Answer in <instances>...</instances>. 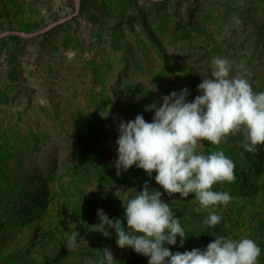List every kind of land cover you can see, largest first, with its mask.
<instances>
[{
    "label": "rangeland",
    "instance_id": "rangeland-1",
    "mask_svg": "<svg viewBox=\"0 0 264 264\" xmlns=\"http://www.w3.org/2000/svg\"><path fill=\"white\" fill-rule=\"evenodd\" d=\"M0 0V264H148L91 226L97 210L124 220L117 189H160L133 166L117 175L120 119L132 120L161 97L187 87L192 95L210 61L231 62L264 91V0ZM234 18H238L239 25ZM55 25L46 29L51 24ZM32 34L17 35L7 32ZM235 163V180L214 186L232 200L207 227L192 194L163 199L189 234L173 252L215 239L248 236L264 264V145L243 148L238 132L213 145ZM77 230L84 240L68 248Z\"/></svg>",
    "mask_w": 264,
    "mask_h": 264
},
{
    "label": "clouds",
    "instance_id": "clouds-1",
    "mask_svg": "<svg viewBox=\"0 0 264 264\" xmlns=\"http://www.w3.org/2000/svg\"><path fill=\"white\" fill-rule=\"evenodd\" d=\"M239 25L238 18H234ZM210 75H203L197 85L200 93L189 100L191 91L185 87L161 97L162 103L153 102L145 111L153 112L151 121L137 114L132 120L120 119L119 136L115 143L117 175L133 166L153 177L160 189L145 181L143 188L113 193L124 207V220L110 218L97 210L99 223L91 226L108 237L115 230L116 244L128 247L148 258V264H257L260 246L248 236L233 238L213 235L203 249L173 252L166 245L183 247L189 234L174 212V203L163 199L179 193L181 200L192 194L196 211L207 212L203 224L214 227L222 221L219 205L227 206L232 195L214 186L235 180V163L224 151H203L204 141L219 145L229 135L242 132L243 148L254 152L264 145V91H255L246 73L232 74L231 62L213 57ZM84 240L73 231L68 248ZM98 264H113L109 248H104Z\"/></svg>",
    "mask_w": 264,
    "mask_h": 264
},
{
    "label": "water",
    "instance_id": "water-1",
    "mask_svg": "<svg viewBox=\"0 0 264 264\" xmlns=\"http://www.w3.org/2000/svg\"><path fill=\"white\" fill-rule=\"evenodd\" d=\"M155 1H160V0H155ZM76 6H77V10L79 9V4H80V0H76ZM55 25V23L54 24H51L50 26H48L46 29H49V28H51V27H53ZM7 34H17V35H28V36H30V35H32V34H29V33H23V32H14V31H10V32H7V33H5V34H3V35H7ZM1 36L2 35H0V38H1Z\"/></svg>",
    "mask_w": 264,
    "mask_h": 264
}]
</instances>
